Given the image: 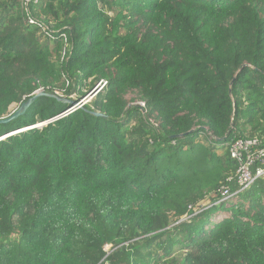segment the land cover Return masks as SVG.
<instances>
[{
	"label": "trees",
	"instance_id": "16d2710c",
	"mask_svg": "<svg viewBox=\"0 0 264 264\" xmlns=\"http://www.w3.org/2000/svg\"><path fill=\"white\" fill-rule=\"evenodd\" d=\"M29 7L0 0V120L41 91L0 125L30 128L0 140V264H264V178L220 202L230 143L264 144V0Z\"/></svg>",
	"mask_w": 264,
	"mask_h": 264
},
{
	"label": "built area",
	"instance_id": "2783aa9c",
	"mask_svg": "<svg viewBox=\"0 0 264 264\" xmlns=\"http://www.w3.org/2000/svg\"><path fill=\"white\" fill-rule=\"evenodd\" d=\"M41 0H18L20 9L23 14H25V21L28 24H34L33 18L30 16V4L36 5L40 3ZM42 31H46L47 27H41ZM105 82L98 83L94 90L95 92L92 95H87L84 99L80 100L78 103H75L71 108L67 109L64 113L58 116L57 119L65 117L75 110L81 108L83 105L87 104L91 98L103 88ZM98 86V87H97ZM97 87V88H96ZM139 107L142 110V113H146V108L144 103H139ZM54 121H47L45 124ZM149 122L152 124L153 121L149 119ZM228 152L230 158L236 164V171L232 178L229 179L233 181L235 185V192L231 193L228 188L222 189L220 193V202H229L235 198L237 194H240L247 189L260 178H264V144L257 138H247V139H235L233 140L229 147Z\"/></svg>",
	"mask_w": 264,
	"mask_h": 264
},
{
	"label": "rangeland",
	"instance_id": "374dc122",
	"mask_svg": "<svg viewBox=\"0 0 264 264\" xmlns=\"http://www.w3.org/2000/svg\"><path fill=\"white\" fill-rule=\"evenodd\" d=\"M95 86H96V85H95ZM97 87H98V86H97ZM97 87H96V88H97ZM39 93H41V91H40V90H37V91H36V94H39ZM60 97H63V96H60ZM75 98H76V95H75V94H72L71 96L67 97L66 99H68V100H73V99H75ZM126 99H127V101H129V103H130L131 106H139V103H141V102H140V99H139V97H138V95H137L136 92H131V93H129V94L126 96ZM22 100H23V99H19L15 104H13V105L10 107L9 112H10V113H13L14 111H16V110L20 107ZM150 119H151L153 122H155V121H154V118L151 117ZM223 152H224L223 149H218V150H217V153H218L219 155L223 154ZM236 203H237V199H234V200L231 202V205H235ZM221 216L224 217V216H226V214H222ZM121 247H122V246H121ZM121 247H118V248L120 249ZM110 249H111V246H110V245H107V246H105L104 251L109 252ZM178 258H179V254H178V253L173 254L172 257H170V259L163 257V259H162V263H161V264H174L173 261L177 260Z\"/></svg>",
	"mask_w": 264,
	"mask_h": 264
},
{
	"label": "water",
	"instance_id": "95a60500",
	"mask_svg": "<svg viewBox=\"0 0 264 264\" xmlns=\"http://www.w3.org/2000/svg\"><path fill=\"white\" fill-rule=\"evenodd\" d=\"M41 96V93L36 94L34 97H32L31 99H29L27 102L23 103L20 105V107L9 117L5 118V119H1L0 120V125H5L13 120H15L16 118H18L19 116L23 115L25 110L30 106V104L38 97ZM96 116H98V114H95ZM43 125H45V123L42 124H38L37 126H35L36 128H41ZM32 128V127H31ZM25 131V130H24ZM13 132V131H12ZM10 133L8 135L4 134L3 137H0V140H3L5 137L10 136L11 134L15 133Z\"/></svg>",
	"mask_w": 264,
	"mask_h": 264
},
{
	"label": "bare ground",
	"instance_id": "6f19581e",
	"mask_svg": "<svg viewBox=\"0 0 264 264\" xmlns=\"http://www.w3.org/2000/svg\"><path fill=\"white\" fill-rule=\"evenodd\" d=\"M28 129H30V128H27V129H24V130H28ZM24 130H19V131H16L15 133H13V134H17V133H20V132H22V131H24ZM13 134H11V135H13ZM6 138V137H5Z\"/></svg>",
	"mask_w": 264,
	"mask_h": 264
}]
</instances>
